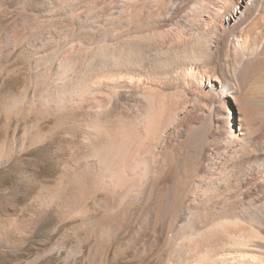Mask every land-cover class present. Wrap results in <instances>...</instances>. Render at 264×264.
<instances>
[{"label":"bare ground","instance_id":"1","mask_svg":"<svg viewBox=\"0 0 264 264\" xmlns=\"http://www.w3.org/2000/svg\"><path fill=\"white\" fill-rule=\"evenodd\" d=\"M9 11L19 31L0 37L27 75L3 111L78 116L80 134L29 219L5 205L2 234L61 208L94 264L138 235L150 264H264V0H0ZM27 125L21 148L47 137Z\"/></svg>","mask_w":264,"mask_h":264},{"label":"rangeland","instance_id":"2","mask_svg":"<svg viewBox=\"0 0 264 264\" xmlns=\"http://www.w3.org/2000/svg\"><path fill=\"white\" fill-rule=\"evenodd\" d=\"M16 16V11H9L6 15H0V35L3 34L1 35L2 38L4 37L5 31L10 30L12 32L13 29L14 31H19V29H16L14 26V19H16ZM1 37L0 45L3 46H0V53L3 54H0V147L2 146L1 150L3 151L0 150V153H3L0 155V230L2 231L4 229L3 217L5 209L10 208V205L12 207L13 204L17 209L18 216L23 219H29L31 216V207L32 204L36 202V197L39 199L45 190L47 191L55 185V180L58 175L57 163L63 156L66 147L64 145L66 142L63 141H65L66 138L76 140L79 137L80 133L77 124L80 117L52 116L51 118L48 117L43 120L38 119L39 122H37V118L31 114L26 115L28 117L25 115L10 117L7 116L8 114H5V111H3V103L5 104V102L8 101V96L10 98L12 93H17L21 90V87L25 86L24 78L27 75V67L24 59L19 55V52L13 51L11 47L5 45L3 41L4 38L2 39ZM228 111L230 112L231 118H233V111L229 106ZM3 112L8 118L3 115ZM28 123H33L37 130L39 128L40 131L42 130L47 133V137L42 141L43 143L33 144L31 141H27L30 144L26 142L21 148L17 145L16 138L24 134V127L26 128L25 125ZM35 123H38V125ZM62 139L63 141L61 144ZM40 144L42 145L40 146ZM34 145L35 147H33ZM12 152L14 154L18 152L17 154L19 157ZM14 156H16V158ZM6 157L7 159H5ZM4 159L9 162L2 161ZM5 205H7L6 208ZM61 210V208H58L56 212L54 211L55 214H52L40 223L36 233L26 238L19 237L18 231L9 228H6L3 234L0 232V264H94V261H92V246L90 248V245L93 244V238L88 234V230H86L87 233H85L86 231L80 227L79 221H77L75 216H68L64 211L61 212ZM129 223L126 222L122 227V232L126 233V236L129 232L127 238L132 232L131 223ZM127 226L130 227L128 228ZM127 228L128 231H126ZM148 231L149 230H146L145 233H148ZM141 238L147 241L149 237L138 235V242L135 241V245L130 246L126 251L122 250L121 253L119 249L116 248L117 245H115L112 248L113 252L110 250L111 252L109 251L107 256L105 255L100 259V261H102L100 264H103V262L104 264H150V262L147 261L151 258L150 252H147L149 251L148 249L145 250L146 253L144 252V249L146 247L148 248V246H146L147 244L144 245L146 242ZM140 240H143L141 241L142 244ZM137 250L138 252H136ZM79 251H81V253ZM137 254L138 256L141 254V256H139L140 258L138 256V258L136 257ZM106 258L110 260L106 261ZM145 261H147V263Z\"/></svg>","mask_w":264,"mask_h":264}]
</instances>
